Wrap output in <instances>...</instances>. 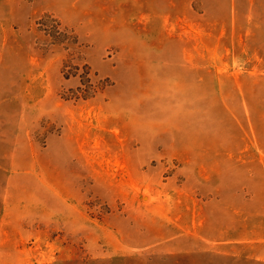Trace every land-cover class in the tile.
Listing matches in <instances>:
<instances>
[{
    "label": "rangeland",
    "instance_id": "rangeland-1",
    "mask_svg": "<svg viewBox=\"0 0 264 264\" xmlns=\"http://www.w3.org/2000/svg\"><path fill=\"white\" fill-rule=\"evenodd\" d=\"M246 233L264 0H0V264H264Z\"/></svg>",
    "mask_w": 264,
    "mask_h": 264
},
{
    "label": "crops",
    "instance_id": "crops-1",
    "mask_svg": "<svg viewBox=\"0 0 264 264\" xmlns=\"http://www.w3.org/2000/svg\"><path fill=\"white\" fill-rule=\"evenodd\" d=\"M217 244L231 246V254L234 256L240 255L235 251L236 246H246L253 248V251H248L246 257L250 261L264 263V234L256 235L255 233H246L245 235H236L230 237H216L212 239Z\"/></svg>",
    "mask_w": 264,
    "mask_h": 264
},
{
    "label": "trees",
    "instance_id": "trees-1",
    "mask_svg": "<svg viewBox=\"0 0 264 264\" xmlns=\"http://www.w3.org/2000/svg\"><path fill=\"white\" fill-rule=\"evenodd\" d=\"M41 24H42V26H44V22H42V21H39ZM59 25H61L60 23H58L57 25H55L54 26V28H55V30H56V32L58 33V32H61L60 31V26ZM57 28V29H56ZM46 30H48V32H50L51 33V31H49L50 29H48V28H46ZM53 36H54V38H55V40H57L58 42H62V39H58V37L56 36L57 34H53V33H51ZM66 33H64V40H68L69 41V43H71V44H75V39L74 40H72V37H70V36H66L65 35ZM100 87V86H99ZM97 89V86L96 85H93L92 87H91V92H94V93H96V90Z\"/></svg>",
    "mask_w": 264,
    "mask_h": 264
}]
</instances>
